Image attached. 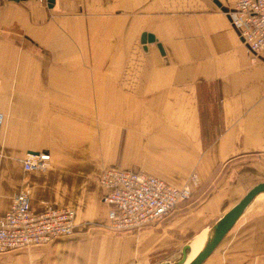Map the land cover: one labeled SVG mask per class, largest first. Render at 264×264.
<instances>
[{"label": "crops", "instance_id": "obj_1", "mask_svg": "<svg viewBox=\"0 0 264 264\" xmlns=\"http://www.w3.org/2000/svg\"><path fill=\"white\" fill-rule=\"evenodd\" d=\"M236 1L0 0V216L24 186L36 212H76L73 233L4 251L0 264L174 261L264 181V50L233 24ZM29 151L49 152L50 166L25 171ZM106 166L193 194L117 233ZM202 264H264V191Z\"/></svg>", "mask_w": 264, "mask_h": 264}, {"label": "built area", "instance_id": "obj_2", "mask_svg": "<svg viewBox=\"0 0 264 264\" xmlns=\"http://www.w3.org/2000/svg\"><path fill=\"white\" fill-rule=\"evenodd\" d=\"M230 16L249 50L263 51L264 0H237ZM4 120L5 113L0 110V126ZM22 161L27 172L44 170L51 164V154L29 151ZM99 180L107 189L104 201L110 204L108 228L117 233L139 231L159 223L193 194L191 184L177 186L143 169L106 166ZM75 216L74 208L69 206L48 205L36 212L31 190L24 186L0 216V253L69 235L75 230Z\"/></svg>", "mask_w": 264, "mask_h": 264}, {"label": "water", "instance_id": "obj_3", "mask_svg": "<svg viewBox=\"0 0 264 264\" xmlns=\"http://www.w3.org/2000/svg\"><path fill=\"white\" fill-rule=\"evenodd\" d=\"M52 1L53 0H49V2ZM263 191L264 181L254 185L238 203L215 221L210 227L203 244L194 256H192L191 244L186 243L182 249V256L178 260L164 261L162 264H202L223 240L253 198Z\"/></svg>", "mask_w": 264, "mask_h": 264}, {"label": "bare ground", "instance_id": "obj_4", "mask_svg": "<svg viewBox=\"0 0 264 264\" xmlns=\"http://www.w3.org/2000/svg\"><path fill=\"white\" fill-rule=\"evenodd\" d=\"M200 246H201V242L197 241L193 244L192 246V256H194L198 250L200 249Z\"/></svg>", "mask_w": 264, "mask_h": 264}, {"label": "rangeland", "instance_id": "obj_5", "mask_svg": "<svg viewBox=\"0 0 264 264\" xmlns=\"http://www.w3.org/2000/svg\"><path fill=\"white\" fill-rule=\"evenodd\" d=\"M176 260H178V259H176ZM176 260H174V261H176Z\"/></svg>", "mask_w": 264, "mask_h": 264}]
</instances>
